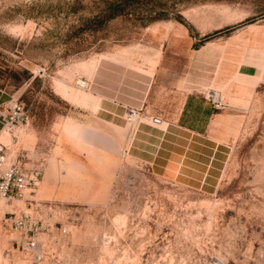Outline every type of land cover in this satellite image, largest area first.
<instances>
[{
	"label": "rangeland",
	"instance_id": "374dc122",
	"mask_svg": "<svg viewBox=\"0 0 264 264\" xmlns=\"http://www.w3.org/2000/svg\"><path fill=\"white\" fill-rule=\"evenodd\" d=\"M141 1L101 22L94 15L104 0H0V88L23 106L20 134L53 186L42 195L40 176L27 199L0 198V264H264V88L230 130L215 186L179 184L89 144L84 134L95 131L54 93L85 103L74 65L137 41L152 17L192 9L199 23H219L225 5L247 19L264 15V0ZM33 203L46 207L38 212ZM11 211L41 222L34 248L21 249L24 233L9 226Z\"/></svg>",
	"mask_w": 264,
	"mask_h": 264
},
{
	"label": "crops",
	"instance_id": "0c3cea01",
	"mask_svg": "<svg viewBox=\"0 0 264 264\" xmlns=\"http://www.w3.org/2000/svg\"><path fill=\"white\" fill-rule=\"evenodd\" d=\"M225 6L226 18L219 23H199L194 10L186 9L178 12L186 23L155 19L137 41L78 61L74 76L88 82L85 103L54 93L74 109L81 126L108 137L118 155L179 184L211 185L214 179L215 186L229 158L230 130L264 88V15L247 19L249 14L235 15ZM234 23V29L223 32ZM218 29L217 35L201 40ZM208 89L218 93L224 108L214 109L203 97ZM10 99L0 88V142L22 148L34 159V147H25L20 134L26 125L11 132L2 126ZM128 108L136 111L130 121ZM41 177L39 192L50 196L53 186L42 171Z\"/></svg>",
	"mask_w": 264,
	"mask_h": 264
},
{
	"label": "built area",
	"instance_id": "2783aa9c",
	"mask_svg": "<svg viewBox=\"0 0 264 264\" xmlns=\"http://www.w3.org/2000/svg\"><path fill=\"white\" fill-rule=\"evenodd\" d=\"M41 73L40 69H37ZM75 85L83 90L88 88L87 80L78 78L74 81ZM203 97L211 104L214 109H222L225 104L213 89L203 92ZM136 116L135 109H127V120H132ZM153 123H158L159 118L151 117ZM27 119L23 106L17 97L10 99V105L7 112L2 116V126L5 131L11 132L12 129L19 125H26ZM41 176V167L34 162V159L27 155L22 148H11L0 142V198L10 199H27V194L32 192L39 182ZM35 211L45 209L43 203L31 204ZM9 226L24 233V241L20 244L21 249L30 250L35 247L36 241L34 235L38 232V219H35L30 212H6ZM34 260H39L40 253L33 252Z\"/></svg>",
	"mask_w": 264,
	"mask_h": 264
},
{
	"label": "trees",
	"instance_id": "16d2710c",
	"mask_svg": "<svg viewBox=\"0 0 264 264\" xmlns=\"http://www.w3.org/2000/svg\"><path fill=\"white\" fill-rule=\"evenodd\" d=\"M131 2L134 3L138 9H140V7L143 5V2L141 0H104L103 4L98 9V12L94 15V18L99 19V21L102 22V20H106L117 15L128 14L129 12L128 7L131 4ZM159 18H164V16L158 15L152 17L151 20H155ZM175 18L181 22H184L179 14H176ZM220 31L222 30L218 29L211 33L205 34L201 40L208 39L211 36L219 33Z\"/></svg>",
	"mask_w": 264,
	"mask_h": 264
},
{
	"label": "bare ground",
	"instance_id": "6f19581e",
	"mask_svg": "<svg viewBox=\"0 0 264 264\" xmlns=\"http://www.w3.org/2000/svg\"><path fill=\"white\" fill-rule=\"evenodd\" d=\"M92 64L90 63L88 65V68L90 69ZM84 141L88 142L89 144H98V146H104L106 148H111L110 141L108 137L102 135V134H97L96 132H91L90 130H87L84 134ZM109 150V149H108ZM114 150V149H113ZM111 151V150H109Z\"/></svg>",
	"mask_w": 264,
	"mask_h": 264
}]
</instances>
